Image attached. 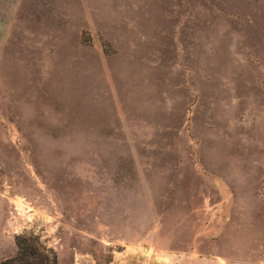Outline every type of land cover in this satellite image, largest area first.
<instances>
[{
  "label": "rangeland",
  "instance_id": "1",
  "mask_svg": "<svg viewBox=\"0 0 264 264\" xmlns=\"http://www.w3.org/2000/svg\"><path fill=\"white\" fill-rule=\"evenodd\" d=\"M264 264V0H0V262Z\"/></svg>",
  "mask_w": 264,
  "mask_h": 264
},
{
  "label": "trees",
  "instance_id": "2",
  "mask_svg": "<svg viewBox=\"0 0 264 264\" xmlns=\"http://www.w3.org/2000/svg\"><path fill=\"white\" fill-rule=\"evenodd\" d=\"M14 255L0 264H58L55 255L44 250L35 238L16 237Z\"/></svg>",
  "mask_w": 264,
  "mask_h": 264
}]
</instances>
